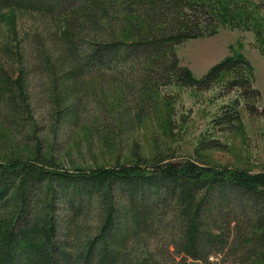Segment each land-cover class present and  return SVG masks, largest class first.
I'll return each instance as SVG.
<instances>
[{"label": "trees", "instance_id": "obj_1", "mask_svg": "<svg viewBox=\"0 0 264 264\" xmlns=\"http://www.w3.org/2000/svg\"><path fill=\"white\" fill-rule=\"evenodd\" d=\"M250 4L264 14V0H243L244 7ZM16 7L40 11L47 24L45 35L37 28H25L20 35ZM2 9L10 13L5 32L10 38L0 44V56L18 75L9 78L0 61L6 73L1 70L0 79L21 87L25 72L35 69L34 59L39 56L47 69L57 66L63 84L54 92L55 104L69 123L78 116L74 96L83 62L124 65L141 86L139 103L150 100L161 84L172 82L201 89L220 82L226 90L237 88L250 99L259 94L252 85V66L242 56H225L199 77L179 63L177 44L216 31L224 13L213 0H0ZM77 48L83 53H77ZM49 49L54 51L53 59ZM141 109L140 104L137 113ZM239 120L236 109L216 117L231 127ZM40 152L35 149L34 158L27 162H0V209L5 199H14L11 212L0 210V264H163L156 258L136 262L126 251L136 226L139 230L148 225L159 201H173L180 227L172 243L176 253L207 260L212 253L231 250L240 264L264 260L263 176L165 159L154 167L133 163L68 171L54 169L58 163L53 153ZM52 178L76 181L78 195L102 188L107 194L110 184L117 182L122 199L118 217L109 203L97 230L82 246L61 241L56 216L43 208L36 211L32 193Z\"/></svg>", "mask_w": 264, "mask_h": 264}, {"label": "rangeland", "instance_id": "obj_2", "mask_svg": "<svg viewBox=\"0 0 264 264\" xmlns=\"http://www.w3.org/2000/svg\"><path fill=\"white\" fill-rule=\"evenodd\" d=\"M213 1L224 13L216 31L177 44L179 63L199 77L225 56H242L252 66V85L259 89L258 96L244 97L239 89L226 90L220 82L205 89L172 82L161 84L150 100L139 103L141 86L135 84L124 65L94 66L83 62L79 89L74 96L79 105L78 116L76 122L69 123L55 104L54 92L63 84L59 69L54 66L49 70L41 56L35 57L37 67L25 72L21 87L0 79V162L15 159L27 162L34 158L37 149L55 155L58 166H53L54 169L68 171L133 163L154 167L165 159L264 177V14L252 4L244 7L243 0ZM15 12L20 35L25 28L47 32L40 11L16 7ZM9 14L5 9L0 12V44L10 38L5 33ZM53 24L55 28L58 23ZM45 40L49 46V39ZM76 52L83 53L79 48ZM47 54L53 59L54 51L49 49ZM0 61L5 64L9 78L18 75L2 56ZM140 104L142 111L137 113ZM229 109H236L240 115L232 127L216 121ZM49 185L43 181L32 190L36 211L43 208L53 212L58 238L70 245L78 243L80 247L95 233L106 205L112 204L116 217L121 211V189L117 182L110 184L107 194L102 188V193L93 190L78 195V183L61 178H52ZM13 201L5 199L0 210L11 212ZM172 203L156 202L148 225L143 224L145 227L139 230L136 226L137 235L134 232L127 242L129 256H135L136 262L162 259L159 261L163 264L241 263L231 250L212 253L207 260L176 253L172 243L180 227ZM131 227L134 228L133 223ZM248 264H264V260Z\"/></svg>", "mask_w": 264, "mask_h": 264}]
</instances>
